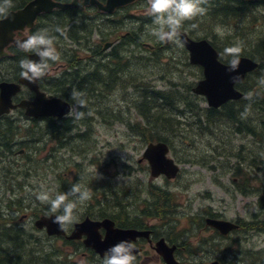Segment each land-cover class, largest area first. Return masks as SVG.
<instances>
[{
  "label": "rangeland",
  "instance_id": "rangeland-1",
  "mask_svg": "<svg viewBox=\"0 0 264 264\" xmlns=\"http://www.w3.org/2000/svg\"><path fill=\"white\" fill-rule=\"evenodd\" d=\"M143 7L147 8L148 5L144 1L139 2L137 17L132 18L130 23L120 18L124 25L121 26V32L118 34L110 36L109 33L112 29L102 27L101 32L98 35L95 34L93 39H96V43L101 41L102 36L110 41L117 40L121 33L126 35L127 32H130L131 37L126 35L125 43L131 39H136V43L127 48L122 45L120 51L122 57L129 55L131 51L135 54L133 66L129 71L131 76L149 84L151 91H174L177 99H184L177 101L175 106L171 107L174 109L171 115L174 117L177 115V120L181 125L174 134L168 135V137H173L174 144H169L171 146L170 156L181 168L179 177L172 181L165 177L151 180L148 164L139 163L149 143L145 142L143 137L135 136L128 128V124L142 123L133 107L139 93L137 90L132 91L131 99L127 105L121 101L120 97L124 90L119 86L109 95V98H96L89 102L90 115L94 117L91 119L93 122H90L88 126L90 129L85 131V128L79 127L73 131L72 142L67 145L66 149H59V144L54 143L31 144L27 146L29 148H24L25 156H10L20 163V167L15 170V173L18 174L13 175L7 184L9 187L8 218L9 220L14 218L18 224L24 213H28L30 208L42 210L50 207L47 204H41L32 194L40 190V185H43L45 189H51L53 196L56 193L68 192L74 183L80 182L90 190L91 199L78 206L75 222L86 216L89 206H92L89 212H96L100 208L99 204L104 207L106 203L112 205L111 190L118 192L120 196L124 193L125 197L122 198V202L132 211H136L138 208L146 211L161 207L170 208L168 203L159 204V201L168 200L163 194L168 191L174 193L176 202L172 215L176 219L174 218L173 221L180 220L178 228L185 232V237L180 239V244H187L192 250L200 251L201 256H205V259L197 260V262L211 263L216 257H222L225 261L227 260L223 264H230V262L240 264L239 260L238 262L234 261L232 253L240 251L247 254L248 251H252L254 252L253 256L247 255L243 263L264 264V208L261 204V202L264 204V165L259 161L252 160L253 156L262 159L264 149H260L259 146L263 144V140L256 137V143L259 145L256 144L255 147L252 138H247L244 135L231 136L230 125L223 121L219 123L218 127L214 125V129H208L210 133H204L199 129L197 125L199 119L204 123L205 119L203 116L197 115L199 112L196 111V114L190 110L187 104L197 106L199 111L208 108L207 101L203 97L195 96L191 92V89L197 85L199 77L203 76V70L189 63L188 54L186 56L184 53L183 46L172 43L161 44L151 35L153 25H145V21H141ZM211 19L213 20L210 21ZM207 21L210 23L205 22L204 15L198 16V19L186 21L191 24L186 26L185 32L194 39H208L222 50L234 46L237 41H242L243 50L246 48L257 59L261 58L258 53H255L253 42L254 40H257L255 41L257 43L264 42V9L253 10L249 15L241 18L229 17V19L223 20L221 16L217 15L216 18L208 17ZM221 22L226 24L218 26L217 24ZM193 24L196 25L195 28L192 27ZM93 25L98 26L95 22ZM218 28L220 32L217 31ZM208 29L211 36L205 38ZM66 44V49H70V46L73 45L65 41L64 45ZM64 45L57 50L61 54L58 63L64 61ZM156 50L160 56L158 63L155 60ZM183 53L185 58H183ZM85 55H87L86 52H80V57ZM262 59L264 61V57ZM255 82L259 83V78L254 79V82L250 81L252 84ZM94 108L98 109V112L99 109L104 110V118H107L108 115H112V117L119 115L118 112L121 110L122 115L119 116L122 120L116 122L114 127H108L101 115L93 111ZM186 109L189 112L185 111ZM247 109L249 119L256 120L252 117L253 112H249V108ZM75 111H79V108L75 107L71 116H75ZM259 112H263V109L260 108ZM201 113L203 114V112ZM20 126L23 128L21 131L24 136L27 137L26 130L29 127L25 124ZM203 127L206 128V125L204 124ZM79 130L81 132L78 133ZM30 132L29 137H32L38 130ZM85 132L89 139L78 138V134ZM37 137L35 135L33 140ZM157 138L159 137H152L154 141L151 143L159 142ZM230 143L235 144L236 147L242 145H246L247 148L253 147V155L247 151L243 157L247 159V162L244 163L249 164L246 167L243 164L241 166L244 168L243 172L248 174L247 181L249 178L251 179L252 190L249 194L243 195L238 192V187L233 183L234 179L238 181L234 171L238 163L235 159H225L224 155L238 154L239 148L236 151L230 146ZM230 148L234 151L228 152L227 150ZM122 156H125L126 163L121 161ZM35 158L38 162L31 160ZM98 173L102 174L103 179L97 180ZM118 177L120 179H117ZM61 179L67 183L65 189L61 184ZM95 186L99 188L97 192L93 189ZM150 186H153L154 189H149ZM11 188L15 192H10ZM18 202H22L23 210L21 208V210L15 211ZM143 202H147V204ZM207 213L222 216L224 220L233 223L240 221L241 224L243 223L242 227L246 226L247 231L244 232L242 228L243 230L239 233H232L229 242L212 240V232H201L194 226L191 228L189 222L201 220V216ZM178 222H175L173 226L175 227ZM74 223L70 226H73ZM24 227L26 233L32 232L28 221ZM186 227L188 228L186 229ZM33 234L39 237L44 236L37 232ZM6 248L12 255L23 256L25 264H46L47 261L50 263L53 261L63 262L65 259L62 256L72 252L62 239L52 240L41 246L31 241H25L23 249L20 246L17 248L11 245ZM204 251L213 252L206 255ZM239 258H243V256H239Z\"/></svg>",
  "mask_w": 264,
  "mask_h": 264
},
{
  "label": "flooded vegetation",
  "instance_id": "flooded-vegetation-1",
  "mask_svg": "<svg viewBox=\"0 0 264 264\" xmlns=\"http://www.w3.org/2000/svg\"><path fill=\"white\" fill-rule=\"evenodd\" d=\"M33 1L34 0H13L15 6L11 9V12L17 13L21 11ZM54 1L66 5H70L74 2V0ZM78 1L80 3L84 2V0ZM98 1L103 6H106L108 3V0ZM141 1H144L147 5V0H138L126 6L118 7L112 13L101 11L97 5H87L84 8L74 6L68 7L64 10L54 9L52 12L38 15L31 27L26 26L23 29L14 31V33L11 35L6 34L0 43V99L2 96L3 84H21L20 81L22 76L20 75L21 69L19 67V61L24 58L30 59L32 56H35L33 53H26L20 50L16 45V41L25 40L29 35L34 34L38 30L47 28L51 31L56 26H60L65 27L64 30L66 37L62 39L58 33L53 32L54 35L58 36V39L55 41L54 45L56 49L58 50L60 46L64 45L65 41L70 42L73 45L70 46V49H66L67 44L64 45L65 56L62 63H58L59 61L49 62L50 70L48 74L38 80L40 92L44 93L46 98L49 100L61 99L70 103L69 98H71V93L74 89L77 91H83L85 96L91 100L96 98L104 99L109 98V95L114 90H116L114 88L119 85L124 90L120 97L121 101L122 103H126L128 105V101L131 99V92L135 90L133 83L135 77L131 76V73H129L130 68L133 66L135 54L133 51H131L129 55L122 57L120 48L122 45H124L126 48L132 46L134 43H136V39H131L129 42L125 43V36L129 35L131 37L130 32H127L126 35L121 33L119 39L111 41L105 39V37L102 36L101 41H98L97 43L96 39H93V37L101 32L102 27H109V29H112L109 33L110 36L121 32L120 28L122 25H124V22H121L120 18H123L125 22H132L131 19H135L137 17V6ZM208 3L211 16L216 18V16L219 15L223 18V20L225 18L229 19V17L232 16L234 18L245 17L253 10L264 9V0H209ZM58 11L65 12L61 15L63 18H61L59 21L57 13ZM143 20L145 21V25H152V18L148 15L147 8L144 7L141 10V21ZM94 22L98 24L97 27L93 25ZM225 24L226 23L222 22V24L218 23L217 25L224 26ZM258 40L263 41L261 39ZM255 41L257 40H254L253 42L255 53H258L261 58L257 59L254 54H252L246 48L245 50H242L240 57L250 58L257 62L259 67L260 65H263L264 68V61L262 59V57H264V42L257 43ZM211 43L218 53L219 61L225 65H229L232 57L225 54L224 50L220 49L213 42ZM83 51L86 52L87 55L80 57V52ZM185 54L187 56L188 53ZM158 58L159 55L156 56V61H159ZM183 58H185L184 53ZM122 70L124 71L122 72ZM255 72L256 70L253 73H249L247 75H252ZM247 75L243 82L236 85L238 90L242 91L241 88L246 84L248 78ZM121 78L124 80L123 87L121 86ZM203 78L204 74L202 77H199L197 84ZM62 85L65 87L63 88ZM67 94L69 96H67ZM36 96L37 94L31 91L28 87L21 85L20 91L13 96L12 103L13 105L18 106L24 101L32 102L36 99ZM234 102L238 101H230L228 103L231 104ZM187 106L192 111L198 110L197 106V108L191 104H187ZM123 110H125V107H123ZM93 111L101 115L108 127H114L116 122L121 121L118 118L116 119L117 115L113 117L112 115H108L109 119L104 118V110L102 109H99L98 112V109L94 108ZM119 112L121 113V110ZM245 115L249 116L248 112H246ZM252 117L255 118L254 116ZM91 119H94V117L90 115V122H93ZM256 119L259 120V116H257ZM70 120L79 123V120L75 119L74 116L71 115L64 117H29L26 115V110L19 107L12 109L9 113L0 116V264H25L23 262V256L19 257V261H10V257L13 256H10L9 249L6 248L9 246V236L12 239L11 241H17V244L20 245L25 244V241H31L36 243V245L41 246L52 240H64L66 246L70 248L72 252H68L65 256H62L65 259L63 262H56L52 260V263L47 261L46 264H102L104 254L107 252L108 248H110L100 247L102 250H105L103 254H100V252H98L96 249L86 244V241L88 240V236L86 235L77 240L68 239V236L72 234L75 228V224L83 222L86 218H90L92 221H103L109 218L100 215V209L96 212H89L92 206H89V209L86 211V216L83 219L75 222L73 226H67L66 236L60 237L50 236L46 229H38L36 227V221L41 217H49L50 215H53L50 213V207H46L42 210H33L30 208L28 213H24L23 217L21 218V222L18 224H16L14 218L11 220L8 218L9 187L7 184L13 175L18 174L15 173V170L20 167V163L15 161L14 158L10 156H25V149L29 148L27 146L31 144L54 143L59 144V149H66L67 145L72 142L73 138L71 135H73V133L70 132L67 135H63L61 133V137H58L56 134V129L57 127H62L65 125L64 123H67ZM24 124L29 127L28 130H26L27 137L24 136L23 131H21L23 128L20 125ZM145 124L149 127L148 129H151V123L149 120ZM79 127L85 128V131L90 129L88 126L81 124ZM31 130H38V132L34 133L32 137H29ZM77 132L79 133L81 131L79 130ZM35 135L38 137L33 140ZM81 135L88 136L87 132H85L84 134H78V138H81L79 137ZM59 138H63V142L59 141ZM83 140L87 139L83 138ZM60 144H65V147L62 148ZM169 147L171 151V146L169 145ZM18 149L20 150L16 152ZM37 154L38 153L36 152V155ZM31 160L38 162L37 158ZM143 162L148 164L147 161L142 159L139 161V163ZM10 192L13 193L15 190L11 188ZM17 205L18 207H15V211L21 210V208L23 210L22 202H18ZM99 205L101 208H103V205ZM142 210L143 209L141 208H138L136 211L130 210L126 214L124 221L118 220L117 218L116 220L109 218L114 222V227L116 229H135L144 233L142 237H138L135 241H132L136 245V250H138V252L135 253V264H168L165 258V250L167 251V255H170V252H172L173 259L177 264H223L224 262H227V260L225 261L222 257H216L211 263L197 262V260L205 259V256H201L200 251L196 252L195 250H192L187 244H180V239L185 237V232L180 231L178 228V221L180 220L173 221L148 218L146 215H144V213L148 214L150 210ZM56 214L59 215L62 213L58 212ZM207 218L224 220L222 216L216 215L214 213H207L201 216V220L189 221L191 223L190 227L192 228L194 226L196 230H201V232H212L213 234L211 235V239L215 241L220 240L221 242H229L231 241L230 236L232 233L237 234L243 229L244 232L247 231L246 226L243 225L242 227L243 223L241 224V222L238 221L235 223H237L239 228L224 236L218 230L207 225ZM27 221L30 223L32 230V232L29 234L24 230V226ZM175 222L178 223L174 227L173 224ZM187 228L188 227H186V229ZM10 229L17 230L20 234V238L23 239H20L15 234H10ZM36 232L43 234L44 236L39 237L38 235L33 234ZM99 234L101 235V241H104L107 236V230L102 228L99 230ZM21 248L23 249V247ZM210 252L213 251H204V254L207 255ZM239 256L233 255L234 261L238 262L239 260V263L241 264L245 259L239 258ZM48 257L50 258V256ZM230 264L235 263L230 262Z\"/></svg>",
  "mask_w": 264,
  "mask_h": 264
},
{
  "label": "water",
  "instance_id": "water-1",
  "mask_svg": "<svg viewBox=\"0 0 264 264\" xmlns=\"http://www.w3.org/2000/svg\"><path fill=\"white\" fill-rule=\"evenodd\" d=\"M136 1L138 0H108L107 5L103 6L98 0H84L83 3L74 0L70 5L55 2L54 0H34L23 10L12 13L15 17L14 20H6L0 23V43L6 34L11 35L16 30L23 29L26 26L31 27L38 15L52 12L54 9L64 10L74 6L84 8L87 5H97L101 11L112 13L116 8ZM181 33V39L184 41L183 46L189 53L190 64L201 67L204 74V78L192 89V92L205 98L208 107L211 109H220L230 101H238L245 98L246 95L238 90L236 85L243 82L247 74L257 70L259 64L250 58L240 57L238 70L232 71L230 64L225 65L219 61L218 53L208 39H194L184 31H181ZM30 59L39 60V57L35 55ZM20 82L21 84L19 85H2L0 116L18 107L25 109L26 115L29 117H64L68 115L71 106L61 99H47L46 95L40 92L38 80L35 83H30L22 77ZM21 85L28 87L37 96L32 102L24 101L20 105L15 106L12 103V98L20 91ZM170 155V147L165 142L149 143L146 146L142 160L147 161L149 164L151 179H158L162 176L169 180L178 178L181 168ZM54 215L58 214L41 217L36 221V227L38 229H46L50 236H66V230H61L57 224L52 222ZM206 223L224 236L239 228L236 223L228 220L207 218ZM102 228L107 230V236L104 241H101V235L99 234V230ZM84 235L88 236L86 244L103 254L105 250L100 247L111 248V246L121 241H135L138 237H142L144 233L135 229H116L114 222L109 218L103 221H92L90 218H86L83 222L75 224V228L72 234L68 236V239L77 240ZM137 252L138 250L135 251V253ZM165 258L168 264H177L173 259L172 252L167 255L165 250Z\"/></svg>",
  "mask_w": 264,
  "mask_h": 264
},
{
  "label": "trees",
  "instance_id": "trees-1",
  "mask_svg": "<svg viewBox=\"0 0 264 264\" xmlns=\"http://www.w3.org/2000/svg\"><path fill=\"white\" fill-rule=\"evenodd\" d=\"M206 7L208 8V11H207L208 15L207 13L204 15V20L206 23H210L207 21L208 17H211L209 3L206 5ZM57 13H58V21H59L61 18H63L61 15L65 12L58 11ZM195 19H198V17H196ZM212 20L213 19H211L210 21ZM190 24L191 22H186V23L184 22L181 30L186 31L187 30L186 26ZM61 28L65 29V27H61ZM209 29L205 33V36H204L205 38H209L211 36V33H209ZM65 37H61V38L64 39ZM137 44L140 45L139 43ZM156 53L157 54H155V60H156V56L158 55L157 50H156ZM184 53H186V51H184ZM158 60H160V56ZM158 62L159 61H156V63ZM123 71L124 70H122V72ZM263 75H264V68H263V65H260V67L256 70L254 74L248 76L246 84L242 86L241 88L242 92H244L246 96L250 92L254 93L255 99L251 103L250 107H249V101L245 98L238 102H234L231 104L228 103L224 105L221 109H210V108H206L203 110L200 109V111L203 112V114L199 110L197 111L199 112L198 114L196 113L195 110H193L199 117L203 116V119H205V123L201 122V120L199 119V122L197 123L199 129L203 131L204 133H206V132H209L210 129H214V125L218 127L220 125L219 123L223 121L226 124L230 125L229 129H230L231 136L244 135L247 138H252L253 142L255 143L254 144L255 147L259 145L256 143L255 138L256 137L261 138L263 140V144H261L259 147L260 149L263 150L264 149V87H262L259 83H256V82L253 84L250 83L251 80L254 82V79L257 80V78H260ZM123 81L124 80H122V85L120 84L121 86H123ZM133 83L135 86V90H137V92L139 93L137 100L134 101L133 107L137 111L138 116L141 118L142 123L138 122L134 124H128L129 130L135 136L143 137V140L148 143H151L154 141L152 137L158 136L159 138L157 139L159 142L162 141V142H166L167 144H174V142L172 141L173 137L172 136L168 137V135L174 134L176 132V129L180 127L181 123L177 120V115L175 117L171 115L172 111L169 108L174 107L177 101H183L184 99L183 98L177 99V95L175 96L176 92L174 91H168V92H160V91H155V90L151 91V87L149 86V84L141 82L137 78L134 79ZM118 86L114 89H117ZM62 87L64 88L65 86L62 85ZM80 92H83V91H80ZM67 96L69 95L67 94ZM85 99L87 100V107L79 108V111L85 112L84 118L79 119V123L75 121L73 122V120L72 121L70 120L67 123H64L65 125H63L62 127H57L56 134L58 137H61L60 136L61 133L63 135H67L68 133L74 131V129L76 128L78 129L80 124L89 126L90 124V110H89L90 104L89 102L91 101V99H89L87 96H85ZM69 101L75 104V101L72 98H69ZM160 102L165 103V104H161ZM246 108H249V112H253V116L255 118L259 116V120L249 119V116L245 115ZM260 108L263 109V112L261 113L259 112ZM118 114L122 115V113L120 112ZM119 115L116 116V119L118 118L119 120H122L121 116ZM107 119H109V117H107ZM148 120L151 123V129H148L149 127L145 124ZM204 124L206 125V128L203 127ZM79 137H81L82 139L83 138L89 139L88 136H84V135L83 136L81 135ZM59 141L63 142V138H59ZM60 146L63 148L65 147V144H60ZM230 146L232 148H235L236 151H237V148H239L238 154L224 155L225 159H235L237 160V163H238V165L234 168V171L236 174L235 177L238 178V181H235L234 179L233 183L238 187V192L242 193L243 195L249 194V192H251L252 190L251 185H250L251 179L249 178V180L247 181L246 176L248 174H245L243 172L244 168H242L241 166L243 164L246 167L249 164V163H244V162H247V159H244L243 157H244V153H246L247 151L249 152L250 155L251 154L253 155V147L247 148L246 145L236 147L235 144L233 143H230ZM227 151L233 152L234 149L230 148ZM255 157L254 156L252 157V160L254 162L259 161L264 165V155L262 156L261 160H260V157L259 159H258V156H255ZM251 168H254V167L251 166ZM61 184L64 186L63 189H65L67 185L66 181L61 179ZM93 189H95L97 192L99 188L98 186H95ZM149 189H154V187L150 186ZM110 193L113 198L112 205L106 203L105 207L104 206L103 208L100 207L99 208L100 215L104 217H109L113 220H116L117 218L118 220L124 221L126 214L130 211V209L126 207V205H124L125 203L122 202V198L125 197L123 195L124 193H122V196H120L118 192H112V190ZM163 194L168 200L159 201L160 202L159 204L168 203L170 208L161 207L159 209L158 208L157 209L154 208V210L151 209V211L148 212V214L144 213L146 217L153 218V219H156V218L163 219V220H173L174 218L176 219L175 216H172L174 214V207L176 206V202L174 199V193H170L166 191ZM105 195L106 194L104 192V196ZM143 203L147 204V202H143ZM261 204H262V207L264 208V204L262 202ZM147 208H150V207L147 206ZM142 211H146V210H142ZM14 233L20 238L19 236L20 234H18L19 232L17 230L10 229V234H14ZM20 239H23V238H20ZM11 240L12 239L9 236V240H8L9 245L17 247V248L20 246L19 244H17V241L13 242ZM21 247L24 248L25 245L22 244L20 248ZM253 253L254 252L252 251H248L247 254L242 253L243 259H246L245 257H247V255L253 256ZM9 254L11 255V253ZM233 254L235 253L233 252ZM248 259H250V257H248ZM11 260L19 261V256L10 257V261Z\"/></svg>",
  "mask_w": 264,
  "mask_h": 264
},
{
  "label": "clouds",
  "instance_id": "clouds-1",
  "mask_svg": "<svg viewBox=\"0 0 264 264\" xmlns=\"http://www.w3.org/2000/svg\"><path fill=\"white\" fill-rule=\"evenodd\" d=\"M209 0H147V13L152 18L151 35L154 36L161 44H175L183 46L181 28L186 21H191L198 16H203L207 13L206 5ZM13 0H0V23L6 20H14L15 17L11 12L14 7ZM196 27L195 24L192 25ZM220 32V29H217ZM53 32L58 33L60 37H65L66 33L63 28L56 26L53 30L47 28L38 30L34 34L29 35L25 40L16 41L17 47L26 52L33 53L39 57V60L28 58L19 61L21 69L20 75L30 83H35L43 78L50 70V61L58 62L61 59V54L57 51L55 41L58 36ZM243 50V42L237 41L234 46L225 48V54L232 57L230 61V69L238 70L240 63V54ZM235 79V78H234ZM259 84L264 87V76L259 78ZM71 98L75 101L77 108H86L87 100L83 92L73 90ZM246 99L249 101V107L254 101V93H248ZM248 109H245L247 112ZM69 115L73 114V109L70 108ZM85 112L75 111L74 118L83 119ZM121 161L126 163L125 156L121 157ZM97 180L103 179L102 174H97ZM117 179H120L119 177ZM36 200L41 204L50 206V213L62 214L54 215L52 222L57 224L61 230H66L68 225H71L76 220V211L79 205H83L91 199V192L81 183H74L68 192L56 193L53 196L51 189H45L40 185V190L32 193ZM136 245L132 241H121L112 246L104 254L102 264H135L136 261Z\"/></svg>",
  "mask_w": 264,
  "mask_h": 264
},
{
  "label": "bare ground",
  "instance_id": "bare-ground-1",
  "mask_svg": "<svg viewBox=\"0 0 264 264\" xmlns=\"http://www.w3.org/2000/svg\"><path fill=\"white\" fill-rule=\"evenodd\" d=\"M233 17V16H232ZM191 92H192V90H191ZM192 94H194L193 92H192ZM66 102V101H65ZM68 103V102H67ZM161 103V102H160ZM70 106H71V108L72 109H74L75 107H76V104H73L72 102H70V103H68ZM161 104H165V103H161ZM208 105V104H207ZM169 108V107H168ZM209 108V107H208ZM171 111H173L174 109H172V108H169ZM211 109V108H210ZM185 111H188L187 109L185 110ZM195 111H198V110H195ZM189 112V111H188ZM75 130H77V128L76 129H74V131ZM71 133H73V131L71 132ZM160 142H162V141H160ZM166 143V142H165ZM15 234V233H14ZM19 234V233H18ZM66 234H67V232H66ZM20 245V244H19ZM23 245H25V244H23ZM20 246H22V245H20ZM235 254H233V255H240V256H243V254L242 253H240V251H236V252H234ZM10 256H13V257H16V256H19V257H21L19 254H11Z\"/></svg>",
  "mask_w": 264,
  "mask_h": 264
}]
</instances>
